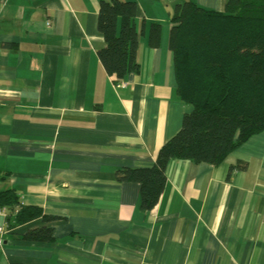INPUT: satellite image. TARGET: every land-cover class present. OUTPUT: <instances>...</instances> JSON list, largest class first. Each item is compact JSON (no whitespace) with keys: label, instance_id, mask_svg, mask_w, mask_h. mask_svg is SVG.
Listing matches in <instances>:
<instances>
[{"label":"crops","instance_id":"crops-1","mask_svg":"<svg viewBox=\"0 0 264 264\" xmlns=\"http://www.w3.org/2000/svg\"><path fill=\"white\" fill-rule=\"evenodd\" d=\"M105 1L0 0V191L58 218L10 227L0 264H264V133L219 166L171 162L151 211L140 184L117 180L151 168L190 111L170 47L178 5L224 12L228 0H122L136 3L139 35L123 85L98 57ZM42 226L53 242L20 238Z\"/></svg>","mask_w":264,"mask_h":264},{"label":"trees","instance_id":"trees-1","mask_svg":"<svg viewBox=\"0 0 264 264\" xmlns=\"http://www.w3.org/2000/svg\"><path fill=\"white\" fill-rule=\"evenodd\" d=\"M135 18V2L113 0L100 5L98 28L105 46L98 57L115 84L139 71ZM172 22L170 47L177 92L190 111L151 168L117 172L119 182L140 184L145 211L159 204L171 162L219 166L251 138L264 133V0H228L224 12L186 2L178 5ZM160 30V25L152 26L149 43L154 48L160 43ZM247 167L246 163L232 166L228 181ZM0 207L11 209L9 229L37 219L45 223L58 219L40 207L22 205L14 190L0 191ZM19 235L37 243L55 240L48 226Z\"/></svg>","mask_w":264,"mask_h":264},{"label":"built area","instance_id":"built-area-1","mask_svg":"<svg viewBox=\"0 0 264 264\" xmlns=\"http://www.w3.org/2000/svg\"><path fill=\"white\" fill-rule=\"evenodd\" d=\"M120 85H123L121 83ZM8 218V211L5 207H0V251L4 246V237L6 233L9 231L8 223L6 219Z\"/></svg>","mask_w":264,"mask_h":264}]
</instances>
